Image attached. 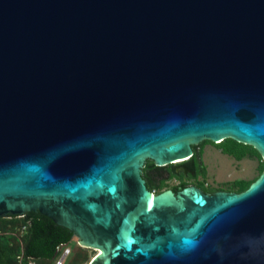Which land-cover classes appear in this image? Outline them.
Returning <instances> with one entry per match:
<instances>
[{
  "label": "water",
  "instance_id": "water-1",
  "mask_svg": "<svg viewBox=\"0 0 264 264\" xmlns=\"http://www.w3.org/2000/svg\"><path fill=\"white\" fill-rule=\"evenodd\" d=\"M227 138L264 158V0H0V217L40 211L89 264H264V171L142 176Z\"/></svg>",
  "mask_w": 264,
  "mask_h": 264
},
{
  "label": "trees",
  "instance_id": "trees-1",
  "mask_svg": "<svg viewBox=\"0 0 264 264\" xmlns=\"http://www.w3.org/2000/svg\"><path fill=\"white\" fill-rule=\"evenodd\" d=\"M207 141V140H206ZM204 141V142H206ZM203 145H194L197 150L189 161H196L199 159L202 161V152L198 150V147ZM222 149L237 159H241L248 154L261 153L252 145L238 142L234 139L227 138L220 143ZM155 164L154 162L152 163ZM264 171V166L262 172ZM198 173L205 175V166L202 163ZM253 181H236L237 187L230 191L242 192L249 188ZM204 186V183H202ZM153 188V187H152ZM221 189H211L210 191H216ZM10 221L13 226H16L18 221L17 216L9 215ZM3 217H0L2 220ZM23 227L27 225V232L23 235L22 245L19 244V236L8 230H3L0 233V264H25L29 260H34L36 264L38 262H46L48 264L52 262L54 264L57 256L59 255L58 248L61 245H69L73 240L74 233L67 227L58 224L51 217L41 213L40 211H30L25 213L23 217ZM22 227V228H23Z\"/></svg>",
  "mask_w": 264,
  "mask_h": 264
},
{
  "label": "rangeland",
  "instance_id": "rangeland-1",
  "mask_svg": "<svg viewBox=\"0 0 264 264\" xmlns=\"http://www.w3.org/2000/svg\"><path fill=\"white\" fill-rule=\"evenodd\" d=\"M225 140L226 139L223 141ZM204 141L199 143L203 145L199 146L198 150L202 152V163L205 166L206 174L196 178H187L189 183H204V187L207 190L221 189L230 191L237 187L236 181H255L262 174L264 166V158L262 155L259 156L250 153L241 159H237L222 149L220 143L223 141L220 143L210 140ZM176 183H178V179L173 178L165 183V185ZM23 217L24 216H17L19 222L16 226L12 225L9 216L3 217V219L0 220V233L3 230H8V232H13L15 235H18L20 238L18 240L20 246L22 245L23 235L25 234L22 228ZM68 246L71 248V254L64 264H89L98 252L95 249L80 244L76 236L73 237V240ZM20 262L25 264L24 261L20 260ZM45 263L46 262H38V264ZM27 264H36V262L34 260H29ZM48 264H52V262Z\"/></svg>",
  "mask_w": 264,
  "mask_h": 264
},
{
  "label": "flooded vegetation",
  "instance_id": "flooded-vegetation-1",
  "mask_svg": "<svg viewBox=\"0 0 264 264\" xmlns=\"http://www.w3.org/2000/svg\"><path fill=\"white\" fill-rule=\"evenodd\" d=\"M195 152H197V150L194 148V155ZM153 162L154 161L151 159L146 160L142 169V176L146 180L147 187L154 193H160L162 191L170 189L177 194L179 191L189 186H196L203 192L209 194H214L218 191L207 190L200 182H197L195 184L188 182L187 178H196L202 175L198 173V170L202 166V161H200L199 159H197L196 161H189L188 159L184 162L168 164L166 166H158L155 162V164L153 165ZM173 178L178 179V183L165 185V183Z\"/></svg>",
  "mask_w": 264,
  "mask_h": 264
},
{
  "label": "built area",
  "instance_id": "built-area-1",
  "mask_svg": "<svg viewBox=\"0 0 264 264\" xmlns=\"http://www.w3.org/2000/svg\"><path fill=\"white\" fill-rule=\"evenodd\" d=\"M23 232H27V225H24ZM59 255L57 256L54 264H64L68 256L71 254V248L68 245H61L58 248Z\"/></svg>",
  "mask_w": 264,
  "mask_h": 264
}]
</instances>
